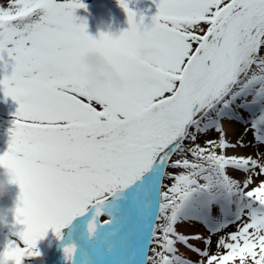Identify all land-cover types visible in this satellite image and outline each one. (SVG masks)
Wrapping results in <instances>:
<instances>
[{
    "label": "snow or ice",
    "instance_id": "snow-or-ice-1",
    "mask_svg": "<svg viewBox=\"0 0 264 264\" xmlns=\"http://www.w3.org/2000/svg\"><path fill=\"white\" fill-rule=\"evenodd\" d=\"M118 3L128 29L94 38L86 20L77 22L83 0H0V64L11 67L0 90L19 106L0 168L19 186L15 222L24 226L0 264L40 256L49 229L71 237L80 226L81 244L63 250L68 264L77 252L81 264L104 259L105 243L113 264H264V0H153L148 24L127 0ZM140 49L158 53L144 64L150 78L133 67ZM88 54L121 80L119 93L86 90L78 74ZM253 105H261L245 128L253 141L227 140L224 123ZM249 146L256 150L237 154ZM220 189L240 207L234 230H218L213 248L211 236L176 226L194 222ZM128 205L142 230L117 255L109 238Z\"/></svg>",
    "mask_w": 264,
    "mask_h": 264
},
{
    "label": "rangeland",
    "instance_id": "rangeland-1",
    "mask_svg": "<svg viewBox=\"0 0 264 264\" xmlns=\"http://www.w3.org/2000/svg\"><path fill=\"white\" fill-rule=\"evenodd\" d=\"M129 8L137 13V19L141 14L145 16V24L150 22V17L156 13V8L153 0H127ZM83 3L87 6V10L77 9L75 12L76 17L79 19L87 21V32L94 38H99L101 33L109 34L113 38L119 36L122 31L128 29L129 25L127 22V14L124 9L118 3V0H83ZM82 72H85V69ZM11 73V67L7 69L4 68L3 64H0V79H3L5 74ZM250 99V98H249ZM256 106V105H253ZM18 104L12 100L11 97H5L2 90H0V154H3L7 149L10 141L9 131L2 125L7 120H14L15 113L18 109ZM242 110V109H241ZM261 105H258V109L254 114L251 115L250 119L246 124L241 123L244 127L250 129L249 122L257 115L260 114ZM8 126V125H7ZM10 127V126H8ZM11 128V127H10ZM243 136L245 142L253 141V133L251 130L245 132ZM240 134V133H237ZM212 137L217 134L212 131L210 133ZM251 147V146H249ZM256 150V149H254ZM260 151H264V148H260ZM178 158V157H174ZM191 159V157H188ZM4 169L0 168V181L4 182L6 195L0 198V209L6 212V217L4 220H0V252H3L6 244L10 240H17L18 233L23 230L24 226L17 224L15 222V208L19 203V186L10 182V175L5 176ZM166 184L171 183V181H163ZM220 195L216 197L210 204L201 209L204 217L210 218L211 222L208 227L207 234H202L203 236H211L213 239L212 247H215V238L218 230L231 232L234 229L231 227V222L235 220V217L239 210L238 197L227 193L225 190L220 189ZM201 200H206V194L200 196ZM127 209L125 208V211ZM158 210V206H157ZM101 221L106 220L107 217H101ZM231 219V221H230ZM136 219H134V223ZM154 223H159V221H154ZM207 222L200 225L201 228L205 227ZM120 230L115 237H110L109 240L116 244L117 252L120 251L122 240L129 234L128 222H123L122 226H117ZM104 235V230H101L100 238ZM83 233V226L77 228L76 232L70 237L69 229L65 228L61 230V237L57 238L53 230L49 229L46 236L38 241L37 249L40 252L38 257L25 258L23 264H68V261L64 256V248L69 243L81 244V235ZM21 247H23L21 242ZM107 244H103L100 252L104 253V259H97L95 264H105L109 262L113 264V258L104 251ZM149 256L152 253L149 251Z\"/></svg>",
    "mask_w": 264,
    "mask_h": 264
},
{
    "label": "clouds",
    "instance_id": "clouds-1",
    "mask_svg": "<svg viewBox=\"0 0 264 264\" xmlns=\"http://www.w3.org/2000/svg\"><path fill=\"white\" fill-rule=\"evenodd\" d=\"M158 53L155 50H143L137 51L136 60L133 62L135 70L145 78H150L152 72L149 67H145L144 64L153 63L152 58L157 56ZM80 64L85 69V72L78 75L86 82L87 91L92 94L96 92L116 94L122 89L121 80L114 74L113 70L108 67L98 56L84 55L80 59ZM4 169V168H3ZM5 176H9L7 169H4ZM6 195L4 182L0 181V198ZM6 212L0 209V220H4Z\"/></svg>",
    "mask_w": 264,
    "mask_h": 264
},
{
    "label": "bare ground",
    "instance_id": "bare-ground-1",
    "mask_svg": "<svg viewBox=\"0 0 264 264\" xmlns=\"http://www.w3.org/2000/svg\"><path fill=\"white\" fill-rule=\"evenodd\" d=\"M258 105H256L257 107ZM255 109H250V107L248 108H244L242 110H240V117H238L235 120H232L231 123H227L225 122L223 127H224V131H225V136L226 139L229 141H235L238 136H244V130L246 127H244L241 123H247L248 120L250 119L251 115L254 114ZM239 120V121H238ZM240 133V134H237ZM237 154H251L254 150V148L251 147H247L245 149H237ZM231 154V152L229 153ZM127 208V212H125V210L123 209L125 216H126V220L129 221L128 224L130 226V230H129V234H136L138 231H141V225L139 223L138 220H136L135 224L133 225V221L134 219H136V212L135 209L131 206H125ZM197 215V219L194 222H180L177 224V230L179 232H181L182 234L185 235H195V234H207L208 231V227H209V223L211 222V217L208 219L206 217L203 216L201 210L196 214ZM204 222H207V224L205 225V227L201 228L200 225H203ZM149 233H144L143 234V239L145 241V243L147 242V237ZM202 235V234H200ZM102 240V239H101ZM100 241H97V244H99ZM102 247V245H101ZM100 247V249H101ZM199 247L200 248H204L205 245L203 243H199ZM180 252L183 253V255L185 257H189L193 260L196 259L195 254H193L192 252L188 251L186 248H184L183 246L180 247ZM119 254V252H117V255ZM75 264H81V257H80V253L77 252L76 255V260H75ZM107 264H110L109 262ZM141 264H143V262L141 261Z\"/></svg>",
    "mask_w": 264,
    "mask_h": 264
}]
</instances>
